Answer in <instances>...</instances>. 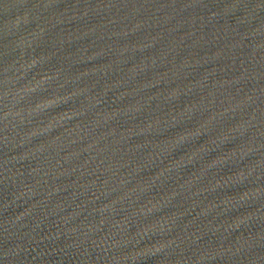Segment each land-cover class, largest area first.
I'll return each mask as SVG.
<instances>
[{
  "label": "water",
  "instance_id": "obj_1",
  "mask_svg": "<svg viewBox=\"0 0 264 264\" xmlns=\"http://www.w3.org/2000/svg\"><path fill=\"white\" fill-rule=\"evenodd\" d=\"M0 264H264V0H0Z\"/></svg>",
  "mask_w": 264,
  "mask_h": 264
}]
</instances>
